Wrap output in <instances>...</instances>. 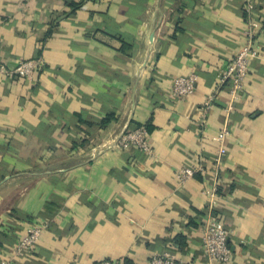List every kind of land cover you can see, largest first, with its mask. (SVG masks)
I'll return each instance as SVG.
<instances>
[{"label":"crops","instance_id":"crops-1","mask_svg":"<svg viewBox=\"0 0 264 264\" xmlns=\"http://www.w3.org/2000/svg\"><path fill=\"white\" fill-rule=\"evenodd\" d=\"M249 42L234 98L221 76ZM36 60L32 78L0 72V264H217L202 249L212 218L228 264H264V0H0V67ZM139 127L153 155L113 144ZM184 168L202 170L183 182Z\"/></svg>","mask_w":264,"mask_h":264},{"label":"built area","instance_id":"built-area-1","mask_svg":"<svg viewBox=\"0 0 264 264\" xmlns=\"http://www.w3.org/2000/svg\"><path fill=\"white\" fill-rule=\"evenodd\" d=\"M254 7V3L251 1L248 4V9ZM251 29H259L257 22H251ZM250 40L254 37L252 31L247 33ZM256 52L254 51L252 44L249 42L243 45L234 57L229 67L223 72L221 76V85L230 84V93L234 98H237L242 91L243 82L250 72L251 60L255 58ZM43 62L41 60L36 61H24L19 63L13 69H7L0 67V72L8 77H29L32 78L35 71L42 67ZM196 78L194 75L189 77H177L172 83V92L175 97L183 98L190 96L195 92ZM215 100V96L207 98L204 107L209 109L212 106V102ZM228 131H225L222 135L216 137V141L222 143ZM113 144L121 149L129 150L132 148L142 150L148 155H153V150L150 145L149 132L146 127H139L137 129H126L119 139L113 141ZM219 153L224 155L226 149L220 147ZM201 168H184L178 171V177L181 181L185 182L188 179L193 178ZM207 196L210 199L212 209L219 203V187L215 186L207 190ZM44 231L43 226L31 227L27 233L15 244L12 251L16 257L25 256L31 253ZM202 249L208 258L217 264H228L232 258V250L229 245V231L225 225L217 219H210L203 228L202 234ZM2 264H11L9 259H4ZM101 264H127L126 262H117L112 260H106ZM148 264H176V257L173 254L164 253L161 255H155L151 258Z\"/></svg>","mask_w":264,"mask_h":264},{"label":"trees","instance_id":"trees-1","mask_svg":"<svg viewBox=\"0 0 264 264\" xmlns=\"http://www.w3.org/2000/svg\"><path fill=\"white\" fill-rule=\"evenodd\" d=\"M147 130H148V128H147Z\"/></svg>","mask_w":264,"mask_h":264}]
</instances>
